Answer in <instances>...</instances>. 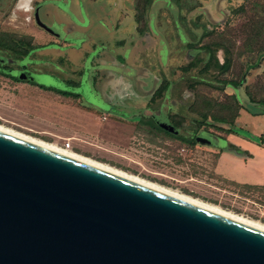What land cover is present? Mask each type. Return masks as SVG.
<instances>
[{
	"label": "rangeland",
	"instance_id": "1",
	"mask_svg": "<svg viewBox=\"0 0 264 264\" xmlns=\"http://www.w3.org/2000/svg\"><path fill=\"white\" fill-rule=\"evenodd\" d=\"M73 1L77 5L85 0ZM58 3L64 7L63 0ZM110 3L118 20L99 25L98 29L96 20L92 21L83 31L87 41L74 31L66 32L75 38L77 48L64 52L49 48L38 51L39 58L60 63L75 74L82 70L80 91L86 96L91 94L85 87L89 86L91 50L94 54L96 48L104 47L102 56L110 57L94 60L97 71L92 73H96L100 95H106L105 99L116 94L148 97L155 95L158 86L168 83L167 89L156 94L168 97L169 109L182 112L193 121L207 114L206 128L223 137H227L223 128L229 124L213 118L232 120L242 127V136L257 134L264 145V115L253 116L236 108V100L248 102L246 87L256 100L264 98V51L260 48L264 45V27L261 28L264 0H110ZM53 9L50 5L43 7L39 20L62 36L58 25L63 22L62 11L54 14ZM28 16L29 12L15 9L14 0H0V32L31 34L34 46L53 39ZM63 53L70 61H61ZM206 61L210 62L209 70L201 73ZM189 62L195 64L194 68H185ZM46 68L57 76L68 71L61 72L55 65ZM22 74L19 77L47 85L60 84L56 77L42 80L29 71ZM230 82L238 87L234 88ZM92 94L99 100L94 91ZM144 101L136 104L144 105ZM101 113L78 110L74 103L29 84L0 82L1 127L59 148L64 144L62 137L72 136L68 139L74 153L264 224V192H255L249 183L216 175L212 168L214 155L205 165L201 160L204 153L195 151L193 165L186 170L183 163H170L162 156L143 153L129 143L126 126L109 127L110 116L103 120L106 112ZM230 171L237 174L235 168ZM258 172L264 177V167L259 165Z\"/></svg>",
	"mask_w": 264,
	"mask_h": 264
},
{
	"label": "water",
	"instance_id": "2",
	"mask_svg": "<svg viewBox=\"0 0 264 264\" xmlns=\"http://www.w3.org/2000/svg\"><path fill=\"white\" fill-rule=\"evenodd\" d=\"M0 264H264V230L0 130Z\"/></svg>",
	"mask_w": 264,
	"mask_h": 264
},
{
	"label": "flooded vegetation",
	"instance_id": "3",
	"mask_svg": "<svg viewBox=\"0 0 264 264\" xmlns=\"http://www.w3.org/2000/svg\"><path fill=\"white\" fill-rule=\"evenodd\" d=\"M94 1L96 2L95 4L92 3ZM58 2L59 0H39L37 2H33V0H14L15 9H21L22 11L29 12L27 19L40 27L53 39L34 46L32 39L33 35L31 34L17 35L8 31L0 32V82H4L6 85L29 84L31 86H35L40 89V91L50 92L63 100H68L69 102L74 103L78 110L84 108L86 111L94 113L98 112V110L100 113L105 111L106 113H103L102 119L107 120V115L110 116L111 121L109 127L125 128L126 126L128 128L130 144L138 146L143 150V153L147 155H153L156 158L162 156L166 162H179L178 164L183 163L186 165V170H189L193 165L192 163L195 151L201 150V152L204 153L201 160L205 163V165L206 162L210 160L211 156L214 155L216 159L217 154L224 151L221 147L208 144L206 141L210 139H215L218 142H230V136H239L256 144L257 146L264 147L263 143H259L256 140L260 136L257 134H250L248 135L249 138L244 137L242 136V127L239 128L235 124L234 126L238 129V132H228L227 129L229 127L223 128L227 132V137H223L220 134L206 128L205 123L207 120V114L203 113L201 114L200 120L197 119L193 121L189 120V116L184 115L182 112L169 109V107H166L168 97L156 94L161 89H167L168 83L164 84L162 87L158 86L155 89V95H150L148 97L116 94L108 97V99H105L104 96L106 97V95H100L101 89L99 88L100 85L97 84V79L95 78L96 73H92L93 71H97V68L94 69L95 66H93V64H95L94 60L97 58L109 59L110 57L102 56V54L106 51L104 47H98V49L96 48L95 51H97L94 54V50H91L89 61V86H85L91 91V94L86 96L82 95L80 91L83 87L82 70H79L78 74H75V72H72L73 70H69L60 63L49 62L39 58L37 53L38 51L49 48H60L62 52L68 48H77V44L74 41L75 38L66 32L74 31V34L82 36L81 38L83 41H87V37L83 34L84 28L91 25L94 20H96V29L100 27L99 25L105 23L111 24L112 22H109L108 20V22L106 21L107 14H111L110 12L115 10V8H113L110 0H85L84 2L80 1L77 5H75L76 1L63 0L64 7H61ZM48 5L54 8L52 10L54 14L55 12L62 11L63 22L58 24L63 32L62 36L59 34L56 35L53 30L50 31L45 29L40 24L41 21L38 20L40 17V10ZM92 8L98 11V13ZM105 11L109 12L104 17L101 16V13L104 15ZM36 17L38 19H36ZM136 22H139V20H136ZM53 23H56V21ZM86 23L87 25H84ZM88 40H91V37H89ZM83 41L80 42V45ZM61 42H63L64 45L59 46L58 43ZM65 54L66 53L60 54L61 61L63 59L70 61L69 58H65ZM124 58L125 57L122 56L121 59L123 60ZM52 65L59 66L62 70L61 72L66 71V69H68V71L60 76L54 75L51 73V69L46 68L47 66L50 67ZM192 68L194 67H189V69ZM24 71L34 73L35 75L41 77L42 80L43 78L49 80L48 78L51 76L56 77L60 84L47 85L43 82L31 80L28 77H19V75H23L22 73ZM92 91H94L97 97L99 96V100L93 97ZM145 98H147L146 101H144ZM162 98L167 99L162 100ZM143 101L145 103L144 105L136 104ZM84 102L89 104L90 107H95L98 110L88 107ZM238 103L244 105L247 104L249 106L252 105L249 101H238ZM240 109L248 112L243 108ZM203 115H206V118H203ZM251 137H254L255 139H252ZM235 147L238 148L237 146ZM233 151L237 153L241 152L239 148L236 151L233 149ZM245 152L249 155L248 151ZM215 159L213 165L215 164ZM251 186L255 192H264V185Z\"/></svg>",
	"mask_w": 264,
	"mask_h": 264
},
{
	"label": "crops",
	"instance_id": "4",
	"mask_svg": "<svg viewBox=\"0 0 264 264\" xmlns=\"http://www.w3.org/2000/svg\"><path fill=\"white\" fill-rule=\"evenodd\" d=\"M92 3L95 4L96 2ZM92 9L98 13L94 8ZM108 12L105 11L104 15L101 13V16L104 17ZM110 13L107 14L106 21L115 22L119 19L116 10H112ZM62 138L68 139L72 138V136H64ZM229 138L232 144L237 146L241 152L237 153L231 149H224V151L218 153L213 165L214 173L226 179H231L234 182L264 185V177H261L263 174H259L258 172L259 165L264 167V147L257 146L243 137L230 136ZM245 151H248L249 155ZM223 167L227 169H223ZM233 168L237 169V174H235L236 171H230Z\"/></svg>",
	"mask_w": 264,
	"mask_h": 264
},
{
	"label": "bare ground",
	"instance_id": "5",
	"mask_svg": "<svg viewBox=\"0 0 264 264\" xmlns=\"http://www.w3.org/2000/svg\"><path fill=\"white\" fill-rule=\"evenodd\" d=\"M0 130H1V131H4V132H7V133H9V134H12V135H14V136H17V137H19V138L25 139V140H27V141H30V142L36 143V144H38V145H41V146L47 147V148H49V149H52V150L58 151V152H60V153L66 154V155H68V156H71V157L77 158V159H79V160L85 161V162L90 163V164H92V165H95V166H98V167H100V168L106 169V170H108V171L114 172V173H116V174L122 175V176H124V177L130 178V179H132V180H135V181H137V182H140V183H142V184H145V185H147V186H150V187H152V188H155V189H157V190H160V191H162V192H165V193H167V194H170V195H172V196H175V197H177V198H180V199L185 200V201H187V202H190V203H192V204H195V205H197V206H200V207L206 208V209H208V210H211V211L217 212V213H219V214H222V215L228 216V217H230V218L236 219V220H238V221H241V222L247 223V224H249V225H252V226H254V227H257V228H260V229L264 230V224H261V223H259V222L253 221V220H249V219L244 218V217L239 216V215H235V214H232V213L226 212V211L220 209V208L217 207V206H214V205H211V204L205 203V202H203V201H201V200H198V199H195V198H193V197L187 196V195L182 194V193H180V192H178V191L171 190V189H169V188H167V187H164V186H162V185H159L158 183H154V182H150V181H147V180L141 179V178H139V177H137V176H135V175H132V174L126 173V172H124V171L118 170V169H116V168H114V167H111V166H109V165H107V164L97 162V161L92 160V159H90V158H88V157H85V156H82V155H80V154L74 153V152L70 151L71 149H64V148H62V147L59 148L58 146H56V145H54V144L46 143V142H44V141H42V140H38V139H35V138H33V137H29V136H26V135H22V134H20V133H16V132H14V131H12V130L6 129V128L1 127V126H0Z\"/></svg>",
	"mask_w": 264,
	"mask_h": 264
},
{
	"label": "trees",
	"instance_id": "6",
	"mask_svg": "<svg viewBox=\"0 0 264 264\" xmlns=\"http://www.w3.org/2000/svg\"><path fill=\"white\" fill-rule=\"evenodd\" d=\"M263 12H264V10H263ZM264 27V25H262L261 26V28H263ZM263 51H264V45L263 46H261L260 47ZM209 61H207V62H205L203 65H202V68L200 69V72H206L207 70H209V67H210V65H209ZM194 65L195 64H192V63H189L187 66H186V68H188V66H193L194 67ZM231 84H232V86L234 87V88H237L238 87V84L237 83H235V82H230ZM245 93H246V95H247V97H248V101L252 104V105H255V106H253V107H260V108H258V110L257 109H254L252 106H249V105H247V104H240V103H238V101L236 100V108H237V110H239L240 108H243V109H245V110H247L249 113H251L252 115H264V98H260V99H255L253 96H252V94H251V92H250V90H249V87H246L245 88ZM203 118H206V115H203L202 116ZM213 120H215V121H218V122H221V123H228L229 124V128L227 129L228 130V132H233V133H237L238 132V129H236L235 128V126H234V122L232 121V120H228V119H222V118H220V119H217V118H213ZM252 139H255L254 137H251ZM259 143H263V140H262V138L261 137H258L257 139H256ZM237 150L238 148H236L234 145H231V150Z\"/></svg>",
	"mask_w": 264,
	"mask_h": 264
},
{
	"label": "built area",
	"instance_id": "7",
	"mask_svg": "<svg viewBox=\"0 0 264 264\" xmlns=\"http://www.w3.org/2000/svg\"><path fill=\"white\" fill-rule=\"evenodd\" d=\"M61 147L64 149H71V144H70L69 139H65L64 144Z\"/></svg>",
	"mask_w": 264,
	"mask_h": 264
}]
</instances>
